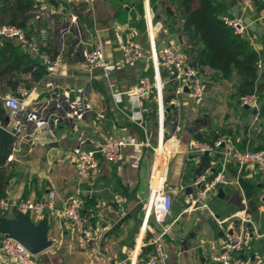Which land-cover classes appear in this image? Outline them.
<instances>
[{
    "label": "crops",
    "instance_id": "1",
    "mask_svg": "<svg viewBox=\"0 0 264 264\" xmlns=\"http://www.w3.org/2000/svg\"><path fill=\"white\" fill-rule=\"evenodd\" d=\"M217 1L227 6L228 17H234L233 9L237 7L257 26L264 27V0H260L257 7L253 0ZM31 3L24 30L27 40L39 47L41 56L46 55L51 59L60 56L62 68L59 75L48 76L40 55L14 40L3 41H11L17 48L16 52L25 56L23 63H17L18 70L13 72L12 78H6L10 84L0 81V85L6 88L4 96H17L19 88L29 93L19 98L22 108L18 121L23 132L18 151L4 168L11 177L3 188V200L36 201L47 192H54L56 206L61 207L63 201L81 198L84 201L82 213L95 228L87 250L79 251L72 225L46 211L34 222L47 220V236L52 245L35 255L32 264H146L152 250L148 241L158 238L163 231L165 233L160 242L167 255L166 264H214L212 259L218 255L226 240L227 226L217 224V221L237 213L242 208L243 196L247 199L243 189L242 195L234 186L235 193L225 188L222 197L218 195L210 199H226L230 204V209L225 210L228 213L222 218L214 216L215 209L211 204V213H184L186 201L195 190L193 183L198 176L196 170L201 164L202 155L211 160L216 155L189 153L188 144L196 141L195 137L199 135L203 140L210 136L213 142L206 143L212 145L220 134H228L236 145L245 136H250L254 129H259V116V123L254 124L251 111L238 106L234 90L238 79L232 76L225 81L218 73L203 69L200 73L205 88L204 97L200 101H193L186 94L180 96L179 117L171 108H164L163 142L170 140L168 144L175 148V153L171 154L168 164H164L163 179L164 188L171 194L173 203L162 225L150 218L143 231L141 213L149 201L150 182L156 166L152 149L160 141L159 117L154 97L138 104L124 92L139 80L154 77L147 16L151 17L157 48L176 44L182 49L185 39L166 25L169 15L165 8L158 4L150 6L149 0H93L90 4L31 0ZM247 3L251 5L249 8ZM246 36L252 48L261 56L258 80L264 83L263 39L249 32ZM3 42L0 43L1 48L5 47ZM128 43L138 44L143 51L142 58L135 66H122L108 79L104 78L101 70L89 71L85 67V51L100 47L107 60L121 62L122 47ZM40 73L43 74L39 76ZM159 79L166 102L173 96L176 82L171 72L161 66ZM66 90L70 91L69 102L75 100L77 90L83 91L87 110L81 118L64 117L65 113L70 112L68 102L62 97ZM5 112L7 116L6 109ZM7 128L9 130L11 125ZM110 135L125 137L130 142L123 150V160L116 164L100 161L99 174L87 181H80L72 150L80 141L83 142L82 148L96 149ZM145 136L151 147L144 144ZM262 144L264 146V142ZM212 163L214 161L209 166ZM255 170H246L244 178L258 184L261 190L264 178ZM228 178H235L232 169ZM108 207L126 212V217L110 213ZM174 208L176 211L172 212ZM249 214L260 232L253 213L249 211ZM262 235L252 239L243 254L251 264H264V257L258 259L253 247L255 241L264 238ZM1 237L0 234V240ZM146 247L151 250L143 255ZM0 264L14 263L0 251Z\"/></svg>",
    "mask_w": 264,
    "mask_h": 264
},
{
    "label": "built area",
    "instance_id": "2",
    "mask_svg": "<svg viewBox=\"0 0 264 264\" xmlns=\"http://www.w3.org/2000/svg\"><path fill=\"white\" fill-rule=\"evenodd\" d=\"M57 1H77L84 4H90L93 0H57ZM251 5L247 3L249 8ZM222 21L226 26L231 28L234 34L244 36L249 31L242 20L234 17L224 16ZM147 33L151 42L150 59L154 67V77L152 79L143 78L139 82L126 90L125 95L133 99L138 104L155 99L158 110V123L160 131V141L157 147L154 146L152 151L156 157L157 164H165L175 148L166 149V143L163 142V115L164 108H171L179 117L181 112V102L179 97L186 96L193 101H200L205 95V88L201 73L198 69L191 66L183 54L179 45L169 44L157 48L154 43L153 27L151 17L146 19ZM4 40H14L23 46H27L31 52L40 55L39 47L28 42L23 29L13 26H0V43ZM143 51L138 44L128 43L122 47L121 62L107 60L104 52L100 47H95L90 51L83 53V63L87 70H101L104 78H110L112 74L122 66L133 67L142 58ZM42 62L48 76L59 75L62 68V59L57 56L54 59L46 55H42ZM168 69L173 75L176 82V88L173 96L166 102L163 99V86L159 79V67ZM51 87V85H48ZM77 97L74 101L69 102L70 91H63L62 97L68 102L70 108L69 113H65L67 119L81 118L86 112L87 106L84 103L83 91L77 90ZM17 96L7 97L3 102V107L7 110V117L11 128L8 130L12 135V142L8 148L6 163L13 160L14 153L18 151V142L22 136L23 128L18 121V113L22 108L20 97L28 96L29 93L24 88L17 90ZM240 108L248 107L249 110H257V114L253 115V123L259 122L258 111L259 101L255 93L241 95L237 98ZM83 142L80 141L78 146L72 150L73 162L76 169L77 177L80 181H87L99 174L100 161L108 164H116L123 160V150L130 142L125 137L107 136L103 142L96 148L87 150L82 148ZM146 146L151 147L148 138L145 136ZM188 152L201 154H218L220 156L218 162L212 163L201 174H199L193 183L194 193L190 194L186 201L184 213L194 212H210L209 200L219 195V191L229 186H236L243 195L242 187L239 183V177L246 170L258 169L264 178V148L259 150L244 149L240 150L236 147L234 140L228 134H220L216 141L210 145L206 142L190 141L188 144ZM160 153V155H159ZM156 168V166H155ZM230 169L235 170V178L230 180L228 173ZM155 170V169H154ZM160 176L153 177L150 182V197L147 204L148 214L145 227L150 220L162 225L170 213L173 198L164 188L165 180L158 187ZM14 207L21 214L28 213L30 217H41L46 211H51L58 220H63L72 225L76 233V247L79 251L85 252L90 238L95 233V228L89 218L83 215L84 201L81 198H71L66 202H62L61 207L56 206V196L54 192H47L36 201L28 199H20L17 201L0 200V214L6 215ZM107 210L120 216L126 217V212L120 209L114 210L108 207ZM145 214V216H146ZM217 224H226V240L220 248L216 257L212 259L214 264H251L244 258V252L249 248L251 240L260 238L263 235L256 228L255 223L249 214L247 201L243 196L242 208L231 217L217 221ZM144 227V230H145ZM143 230V231H144ZM164 231L156 239L148 241V245L152 247L147 257L146 264H166L167 255L163 250L160 238L164 235ZM0 251L14 264H32L34 254L26 247L10 236L2 235L0 240ZM94 264V263H93Z\"/></svg>",
    "mask_w": 264,
    "mask_h": 264
},
{
    "label": "trees",
    "instance_id": "3",
    "mask_svg": "<svg viewBox=\"0 0 264 264\" xmlns=\"http://www.w3.org/2000/svg\"><path fill=\"white\" fill-rule=\"evenodd\" d=\"M27 2V4H26ZM260 0H253V4L260 6ZM150 6L158 4L162 9L170 7L174 11L173 17H169L167 26L179 36L185 39L181 49L189 64L202 72L208 69L218 73L222 80L229 81L232 76L238 79L235 97L255 93L259 101L258 116L261 123L259 129H254L250 136H245L237 145L240 150L246 148L259 150L264 148V83L258 80V65L261 56L251 46L248 36L234 34L233 30L225 25L222 17L227 16V6L217 0H149ZM31 0H0V26H13L25 30L28 21V13L31 9ZM168 15V14H167ZM170 22H176L171 25ZM250 35L254 33L248 31ZM247 32V33H248ZM264 44V36L261 37ZM2 43V42H1ZM5 47H0V81L12 78L13 72L18 70L17 63H23L25 56L19 54L11 41L3 42ZM43 73H40L41 76ZM6 112L3 102L0 101V125L4 124ZM196 141L213 142L210 136L203 140L201 136L195 137ZM258 142V143H256ZM8 153L4 154L0 147V200L4 199L3 188L10 179L5 173V165ZM220 156L215 155L213 160L202 155L201 164L197 168V175L201 174L211 161H219ZM234 173L235 170L232 169ZM245 173L239 177L248 202L249 211L257 209L258 184L244 178ZM0 218H6L0 214ZM151 250L143 249V255Z\"/></svg>",
    "mask_w": 264,
    "mask_h": 264
},
{
    "label": "water",
    "instance_id": "4",
    "mask_svg": "<svg viewBox=\"0 0 264 264\" xmlns=\"http://www.w3.org/2000/svg\"><path fill=\"white\" fill-rule=\"evenodd\" d=\"M27 4V2H26ZM165 12L173 17V12L170 7L165 8ZM233 15L242 20L244 25L248 30L254 33L257 37L264 36V27L257 26L254 21L243 13V11L238 10L237 7L233 9ZM176 22H172L175 25ZM180 40V38H179ZM245 110H249L248 107H243ZM169 110V109H167ZM252 115L257 114V110H251ZM9 124V119L6 116L4 119V124L0 125V147L3 149V153L6 154L8 148L12 142V135L6 130ZM207 155V153L205 154ZM222 190L219 191V197H222ZM12 217L10 218H0V234L4 236H10L24 247H26L32 254L37 255L48 248L51 247L52 242L48 239V222L44 220L40 223H35L32 221L28 213L21 214L18 209L14 207L11 211ZM148 214H146L142 228L144 230Z\"/></svg>",
    "mask_w": 264,
    "mask_h": 264
},
{
    "label": "rangeland",
    "instance_id": "5",
    "mask_svg": "<svg viewBox=\"0 0 264 264\" xmlns=\"http://www.w3.org/2000/svg\"><path fill=\"white\" fill-rule=\"evenodd\" d=\"M6 88L0 85V101L4 102V100L6 99L7 96L6 95ZM259 123V122H258ZM155 147H157V143L155 145ZM168 164V161H167ZM166 164V166H168ZM253 167H251L250 169H252ZM256 173H260V171L258 169L255 170ZM260 182V181H259ZM230 189V192L235 193V189L234 186H229L226 187ZM212 200V199H211ZM209 201V205L211 204L212 207L215 209V213L214 216L217 218H222V216L226 215L228 212L225 211L228 207L230 209V204H228L226 201V199H222V200H215L214 201ZM172 207V206H171ZM228 209V210H229ZM143 212L141 213L142 217L141 220L143 221L145 218V214L147 211V203L144 206V209L142 210ZM171 211V210H170ZM176 208L173 209L172 212H175ZM171 212V213H172ZM11 215V212L6 213V217L9 218V216ZM253 218L256 221V224L258 225V227L260 228V232L262 234H264V187L258 191V200H257V209L255 212H253ZM32 221H36L35 217H31ZM142 223V222H141ZM253 247L256 251V254L258 255V259H262L264 257V238H262L259 241H255L253 243Z\"/></svg>",
    "mask_w": 264,
    "mask_h": 264
},
{
    "label": "bare ground",
    "instance_id": "6",
    "mask_svg": "<svg viewBox=\"0 0 264 264\" xmlns=\"http://www.w3.org/2000/svg\"><path fill=\"white\" fill-rule=\"evenodd\" d=\"M171 148L172 147L168 143H166V149L165 150H171ZM159 155H160V153H159ZM157 174H158V176H160L159 183H157L158 187H160L161 184H162L163 176L165 174V166H164V164H157L156 165V168H155V170L153 172V175H152L153 176V181L156 180Z\"/></svg>",
    "mask_w": 264,
    "mask_h": 264
}]
</instances>
